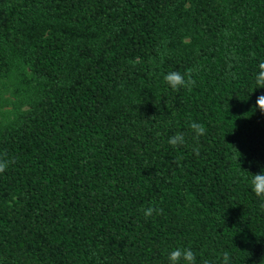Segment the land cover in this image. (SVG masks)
I'll list each match as a JSON object with an SVG mask.
<instances>
[{
    "label": "trees",
    "instance_id": "16d2710c",
    "mask_svg": "<svg viewBox=\"0 0 264 264\" xmlns=\"http://www.w3.org/2000/svg\"><path fill=\"white\" fill-rule=\"evenodd\" d=\"M262 60L264 0H0V264H264Z\"/></svg>",
    "mask_w": 264,
    "mask_h": 264
},
{
    "label": "clouds",
    "instance_id": "9594fccd",
    "mask_svg": "<svg viewBox=\"0 0 264 264\" xmlns=\"http://www.w3.org/2000/svg\"><path fill=\"white\" fill-rule=\"evenodd\" d=\"M192 69H188L185 73L180 72H169L164 75V81L171 87L173 90H178L180 88L186 87L189 90L196 84V80L192 77ZM255 85L256 89H264V60L260 61L257 65V71L255 73ZM256 107L259 108L262 114H264V94H261L257 97L255 101ZM189 127L194 133L196 138L203 136L205 134V126L203 124L197 123L195 121L191 122ZM167 143L173 147H177L185 144V135L184 133H176L171 136ZM195 155H199L200 149L199 145L192 149ZM12 161L0 158V173L4 172L9 163ZM251 190L257 196L261 198V203L259 207L261 210H264V169H261L259 173L251 174ZM162 209L155 206H148L142 209L143 215L147 217L153 216V214H161ZM169 264H196V254L192 251L190 247H178L168 252L167 257ZM205 264H208L205 261ZM221 264H230V256L228 252H224L221 258Z\"/></svg>",
    "mask_w": 264,
    "mask_h": 264
}]
</instances>
